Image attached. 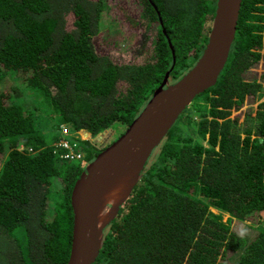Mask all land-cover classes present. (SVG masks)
<instances>
[{"label":"trees","instance_id":"1","mask_svg":"<svg viewBox=\"0 0 264 264\" xmlns=\"http://www.w3.org/2000/svg\"><path fill=\"white\" fill-rule=\"evenodd\" d=\"M134 1L133 23L116 9L107 17L104 0H0V264L67 263L70 195L84 168L61 157L59 133L48 140L47 131L62 123L91 136L111 129L100 144L77 141L89 163L166 72L174 82L201 55L217 0ZM133 24L151 33L146 48ZM112 49L133 61L117 62ZM261 49L264 0H242L217 82L152 153L94 264H226L228 250L239 252L235 264H264V101L243 120L230 116L264 96ZM261 58L260 79L245 80ZM252 220L257 235L240 239Z\"/></svg>","mask_w":264,"mask_h":264},{"label":"water","instance_id":"2","mask_svg":"<svg viewBox=\"0 0 264 264\" xmlns=\"http://www.w3.org/2000/svg\"><path fill=\"white\" fill-rule=\"evenodd\" d=\"M242 0H217L205 47L179 79L168 72L120 136L84 167L70 195L73 214L66 264H94L104 231L141 179L148 159L177 118L200 93L212 87L224 69Z\"/></svg>","mask_w":264,"mask_h":264},{"label":"rangeland","instance_id":"3","mask_svg":"<svg viewBox=\"0 0 264 264\" xmlns=\"http://www.w3.org/2000/svg\"><path fill=\"white\" fill-rule=\"evenodd\" d=\"M104 4H105V8H107V13L106 16L107 17H115L113 14H111L112 9H116L118 10V14H116L117 19L118 20H125L128 19V17L130 16L131 18H133V23L135 21V18L137 16L140 15V9L137 6L136 2L134 0H104ZM132 23V21H130ZM126 25V23H125ZM131 29H133L134 31H136L137 33V37H136V41L137 42L141 36V40H142V44H140L138 46L142 47V48H146L148 46V40L147 38H149L151 36V33L149 34V30L148 28H145L143 25L139 24L138 26H136L135 24L132 25ZM131 31V30H130ZM129 31V32H130ZM146 35L147 37L145 39H142V36ZM125 44H128L127 41H125ZM149 45H151V43H149ZM111 52H113L112 54L114 55L115 59L117 60V62L120 61H133V59H129L130 58V53H121L119 51H117L116 49H112ZM261 53H264V49H261ZM137 60V59H136ZM262 58L260 59V64H258L257 66H253L251 67L249 70L245 71L243 73V77L245 80H253V79H260L261 74L263 72V64H262ZM264 84V82H263ZM194 101V100H193ZM192 101V102H193ZM264 101V96L257 100V101H246L241 108L238 109H233L231 110V117L234 116H239V120H243L244 115L247 111H254L258 105L259 102ZM189 107L186 108L184 114H186L188 112ZM196 115V114H195ZM193 116V118L195 119L196 116ZM64 126V127H69L67 124L62 123L61 125H59V127ZM59 132V130L55 131V130H48L46 135V138L48 140H50L52 138L53 135L57 134ZM80 135L83 136L85 138V140H89L90 142L97 143L99 144L101 141H106L105 136L107 134L111 133V129H106L101 131L100 133H98L96 136H91L90 133H88L86 130L84 129H79ZM109 136V135H108ZM205 143V142H204ZM53 144V143H52ZM211 211H213L214 213H217L218 211L214 208L211 209ZM227 214L224 215L223 220L227 219ZM256 221L254 222L252 221H247L244 228L246 227L248 230V235L246 236V240L250 241L252 240L256 235L258 230L255 228L256 227ZM19 240L22 242L23 239L22 237L19 238ZM225 262L226 264H235L237 262L238 259V255L239 252L233 253V251L228 250L227 253H225Z\"/></svg>","mask_w":264,"mask_h":264},{"label":"built area","instance_id":"4","mask_svg":"<svg viewBox=\"0 0 264 264\" xmlns=\"http://www.w3.org/2000/svg\"><path fill=\"white\" fill-rule=\"evenodd\" d=\"M61 125V124H60ZM59 136L56 146L61 148L60 156L67 159L79 160L81 166L84 168L87 165V161L84 158V152L77 149V141L85 140L80 135L79 130L71 131L69 127H58Z\"/></svg>","mask_w":264,"mask_h":264},{"label":"clouds","instance_id":"5","mask_svg":"<svg viewBox=\"0 0 264 264\" xmlns=\"http://www.w3.org/2000/svg\"><path fill=\"white\" fill-rule=\"evenodd\" d=\"M237 235L239 236L240 239H244L248 235V230L247 228H241L238 232Z\"/></svg>","mask_w":264,"mask_h":264},{"label":"flooded vegetation","instance_id":"6","mask_svg":"<svg viewBox=\"0 0 264 264\" xmlns=\"http://www.w3.org/2000/svg\"><path fill=\"white\" fill-rule=\"evenodd\" d=\"M108 135H109V134H107V135L105 136V139H106V140H108ZM102 142H104V141H101L100 143H102ZM100 143H99V144H100Z\"/></svg>","mask_w":264,"mask_h":264}]
</instances>
